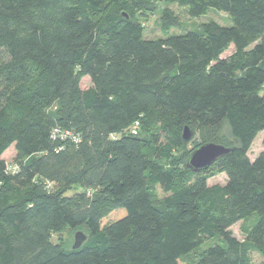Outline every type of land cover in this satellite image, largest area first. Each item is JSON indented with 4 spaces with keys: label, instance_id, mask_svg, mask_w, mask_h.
<instances>
[{
    "label": "trees",
    "instance_id": "1",
    "mask_svg": "<svg viewBox=\"0 0 264 264\" xmlns=\"http://www.w3.org/2000/svg\"><path fill=\"white\" fill-rule=\"evenodd\" d=\"M170 6L231 25L171 35ZM155 13L164 37L148 39ZM263 86L264 0H0V264L264 259V150L247 156ZM207 143L234 148L209 167L224 184L185 166ZM61 228L86 241L55 244Z\"/></svg>",
    "mask_w": 264,
    "mask_h": 264
},
{
    "label": "rangeland",
    "instance_id": "2",
    "mask_svg": "<svg viewBox=\"0 0 264 264\" xmlns=\"http://www.w3.org/2000/svg\"><path fill=\"white\" fill-rule=\"evenodd\" d=\"M159 8L162 9L163 5L160 4ZM169 9L171 10L172 14L176 17V21L178 23L177 27H174L169 30V34H179L182 33L185 29L194 28L202 23L206 22H216L222 26H230L231 22L228 19V16L222 12H218L215 10H209L205 15L200 16L199 18H190L185 10L178 8L176 6H170ZM140 23L144 28V37L148 39H156L164 37L161 31V24H160V15L159 13L155 14H148L145 17L140 18ZM233 48L230 47L227 52H225L222 57H226L231 54ZM89 86V80L87 78H83L80 82V87L85 88ZM261 95H264V86L261 92ZM228 135V132L225 133ZM196 138V137H195ZM191 139V138H190ZM193 141V138L191 139ZM190 141V142H191ZM189 149L194 148L193 142L189 144ZM264 150V131L260 132L256 138L254 139L253 143L251 144L247 156L250 160L255 159L262 151ZM14 152L13 148L11 147L7 152L4 154V158L6 162H11L13 160ZM211 168V167H210ZM208 170L209 178L207 180L208 185L214 184H224L226 181V176L224 174H218L213 169ZM156 193L158 197H162V192L159 188H156ZM247 223L238 222L230 228L232 235L238 240H244V235L242 233V228L246 226ZM82 233L85 235L83 231L80 230H70L68 228H61L59 231L54 232L51 236V241L55 244H60L63 247L70 249L73 247L75 242V235L76 233ZM264 259L259 254L252 253L251 254V264H263Z\"/></svg>",
    "mask_w": 264,
    "mask_h": 264
},
{
    "label": "water",
    "instance_id": "3",
    "mask_svg": "<svg viewBox=\"0 0 264 264\" xmlns=\"http://www.w3.org/2000/svg\"><path fill=\"white\" fill-rule=\"evenodd\" d=\"M191 132L186 127L183 130V139L189 141L191 138ZM234 148H227L223 145L216 143H207L201 145L197 149L191 152L190 156L186 160L185 166L192 172H201L207 170L218 159L224 155L230 153ZM86 241V236L78 232L75 235V242L72 249H78Z\"/></svg>",
    "mask_w": 264,
    "mask_h": 264
},
{
    "label": "built area",
    "instance_id": "4",
    "mask_svg": "<svg viewBox=\"0 0 264 264\" xmlns=\"http://www.w3.org/2000/svg\"><path fill=\"white\" fill-rule=\"evenodd\" d=\"M137 129H138V124L135 123V125L131 128L130 133L131 134H136ZM54 134H55V136L56 135H59L62 139H65V138H69L70 137V134L68 132H62L60 130H55L54 131ZM5 172H6V174H15L17 172V166H14V165H10L9 164L6 167Z\"/></svg>",
    "mask_w": 264,
    "mask_h": 264
}]
</instances>
